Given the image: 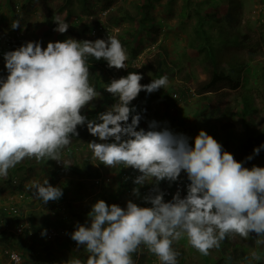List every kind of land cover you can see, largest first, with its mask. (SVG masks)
<instances>
[{
  "label": "clouds",
  "instance_id": "obj_1",
  "mask_svg": "<svg viewBox=\"0 0 264 264\" xmlns=\"http://www.w3.org/2000/svg\"><path fill=\"white\" fill-rule=\"evenodd\" d=\"M252 13L260 14L261 10ZM220 15L224 16L222 12ZM230 15L235 19L233 11ZM55 22V31L67 32L68 23L59 17ZM210 24L211 21L205 25L209 27ZM11 27L19 28V21H14ZM155 27L159 29L157 25ZM204 30L209 38L207 34L210 32ZM97 34L99 32H94V37ZM247 34H232L237 38V45L232 44L226 54L220 51L223 45L220 38L215 37L209 40L219 44H207L198 53L205 52L210 46L220 51L223 58L227 57L221 61L215 52L201 60L206 62L214 54L215 61H209L213 66L229 65V58L235 56L239 63L235 68H229V72H235L236 80H232L238 82V87L229 90L227 84L222 83L219 88L236 92L239 95L234 100L236 104L245 94L250 100V116L258 118L250 92L259 90V87L242 86V79H248L243 74L244 70L252 68L248 67L245 59L239 58L241 51L253 54L246 50L244 40H241ZM149 48L146 52L154 50V46ZM138 50L143 59L146 52ZM158 52L160 49L151 55ZM89 56L97 61H107L108 67L115 70L127 68V52L114 36L95 41L69 38L62 42H49L46 48L40 42H27L4 54L8 75L6 79L0 78V176H7L9 169L25 158L60 162L62 149L71 143L72 136L79 135L78 126L86 124L88 132L101 141L88 143L93 157L108 168L123 165L138 171L139 175L133 181L138 186L132 190L134 196L139 197L140 187L149 180L154 181L155 193L143 197L150 206H140L128 200L126 207H121L108 205L102 199L92 205L88 214L90 224H77L71 233V239L77 246H83L89 253L86 264H134L132 255L142 245L156 255L161 264H177L179 253L173 244L182 238H186L189 245L202 255H208L229 235L245 239L251 233L264 236V167H245L243 161H237L204 130L199 131L194 145H190L187 136L173 133L166 127L160 128L154 120L144 123L148 130L139 128L142 117L135 107H130L131 102L141 91L150 94L166 87V76L146 85L140 83L143 76L136 72L112 79L104 88L110 93L106 97L107 100L110 98L107 104H111L114 97L118 102L95 119H87L82 114L83 109L101 95L89 81L86 59ZM165 60L169 61L167 55ZM174 68L166 67V74ZM180 70L184 69L177 68L176 74ZM253 71L257 70L253 67ZM217 73L226 74L223 71ZM184 77L185 74L182 75ZM184 83L183 88L188 93L190 88L188 83ZM189 94L194 99L193 92ZM226 99L223 96L224 102ZM261 148L264 145L254 148L253 154L258 155ZM252 158L248 156L246 159ZM182 172L190 181L186 195L181 197L177 191L172 200L166 202L164 192L158 188L159 183L164 180L176 182ZM14 181L13 185L17 183ZM30 190H34L33 196L45 204L63 195L62 189L50 185L48 180L43 184L31 182ZM252 259L260 257L252 253ZM73 264H81V261L76 259Z\"/></svg>",
  "mask_w": 264,
  "mask_h": 264
},
{
  "label": "rangeland",
  "instance_id": "obj_2",
  "mask_svg": "<svg viewBox=\"0 0 264 264\" xmlns=\"http://www.w3.org/2000/svg\"><path fill=\"white\" fill-rule=\"evenodd\" d=\"M88 1L93 5L91 13H84L81 6L77 4L75 0H71L70 6L73 5L71 7L73 9V15L68 20V24L72 25V23L75 22L76 26L73 32H65V36L68 39L73 38L77 41H95L96 39L107 40L108 36H114L117 33L124 34L126 32H130L136 39L140 38V45H142L141 49H144V53L146 52V49L154 46V50L147 51L145 55L148 54L150 56L152 54L151 52L158 51L159 48L164 49V51L167 52L166 55L169 60L166 63V67H175L166 74L168 78L167 85L171 86L173 90H177L176 93L182 90L183 82L188 83L187 86L190 88L188 89L189 92L198 90L200 84L209 80L211 73H217L218 71H223L228 74L231 79L236 80L235 72H229V68H235L239 63L235 56H231L229 58V65H211L209 61L211 60L212 63L215 61L214 54L211 55L210 60H207L206 62L201 61L207 57L206 52H202L201 54L198 53L203 50L202 46L205 47L207 44L217 45L219 42L215 43L212 40H209V42L200 43V39L194 31L196 24V16L194 14L195 10H210L208 11V19L211 21V24L209 27L205 25L204 28L210 32V34H207L209 38L215 37L222 39L223 45L220 47V51L222 53L226 54L231 49V42L234 40V36L232 34L237 33L240 36L241 34L248 33L246 35L247 41L244 43V47H246V50H253V54L248 55L241 51L239 53V58L245 59V61L249 63L248 67L252 68L244 70L243 74L248 76V79H242L244 81L242 82V86L247 84L248 87H259V90L252 91L250 93L252 95V102L254 104L253 107L255 109L256 116L264 117V82L260 80H264V73L261 71V68L264 67V0H231L232 5L236 6L235 8L229 9V13L233 11L236 19V21L231 25L229 24V20H227V16L220 15L222 8L225 9L230 0H191L190 6L186 12L189 17L185 20L183 16L180 15L182 11V4L180 0H155L152 2L149 13L151 14L153 21H157L156 25L159 29L157 28V32L155 33L152 32V30H148V34L145 32L146 29L140 30L138 29L137 24L134 25L131 22L124 21V18H122L123 12L121 11V8L125 9L130 15H135L137 0ZM202 2L205 8L201 6ZM3 4H6V7L2 8ZM8 4L12 5L11 7H13V10L8 8ZM67 8L68 7L64 0H0V41L4 42L8 38L16 36L18 39L24 38L34 42H40L42 47H46L49 42L56 41L58 32L54 30L57 27L55 19L56 17H59L62 20ZM254 10L256 13H258V10H261V13H252ZM14 21H19V28L12 29L11 25ZM50 23H52V30L49 28ZM92 27L94 29L89 31ZM219 29H223L224 31H219ZM49 30H51L50 33ZM94 32H99V34L94 37ZM256 43H259L261 46H258ZM126 52L128 56L126 61L127 67H140V63L142 62L141 55L138 53L135 58H131L129 57L127 50ZM253 67L257 71H253ZM177 68L184 70H180V72L176 74ZM116 70L120 73L124 69ZM187 72L190 81H184L186 79L182 78V75ZM143 74L146 84H149L152 80L150 73L144 70ZM7 75L8 72L5 68V61L0 56V78L6 79ZM105 86L106 85H104V87H102V91H100V97L93 100L85 108L98 107L99 104L104 106V102L101 103L104 99L103 96L110 94L105 91ZM189 92L182 97L183 100L172 101L173 103H171L169 109H167V107L163 104H158L157 110L159 117L155 116L152 120H150H154L158 123V125L162 124L164 127L167 126L172 128L173 126H178L177 131H179V133L183 130L190 131V126L195 124V121L188 118L189 120H184L182 124L179 122V120L184 117V103H186V107L189 106L191 108H194V106L199 104L197 96L192 99L193 97H190ZM220 92H224L222 96L227 98V102H222L223 105H231L232 103L230 101L234 102L236 97L239 96L236 92L225 91V89H220L219 87L213 89L212 92H209L208 89L200 91L199 95H203L213 101L216 100L214 97ZM116 99L117 97H114L111 104H106L104 106L105 109L107 110L112 106V104L118 102ZM150 120H148V122ZM85 132L84 137H81L73 142L71 141L68 146L62 149L60 153V162L52 160L51 165L47 164L36 167L31 165L28 167L29 170L20 168H16L15 170V167H13L12 169L10 168L8 172L11 174H8L7 176H0V208L9 209L17 206L19 210H21L23 209L22 207L29 205V209H31L30 217H33L30 222L24 221L23 223L26 224L27 228L30 230H32L33 225H38L39 227V225L46 219H48L54 227L55 223L60 221L59 214L65 212L68 215V219L61 225V227H65L69 232L70 229L73 231L76 229V226H74L76 218L74 217V213L77 212L82 205L89 209L95 202H97V200L100 199L104 200L108 205L118 204L121 207H126L128 200H132L137 204L139 201L141 202L142 198L134 196L133 193L128 194L127 200H124L123 203H120L118 200H112L111 196L115 193L118 182V167L108 168L93 157L91 150L88 148V143L92 141H101H99L97 137L92 136L88 130ZM69 147L74 148L73 154L67 153V149ZM74 162L80 169L83 168L78 171L79 173H73L70 169L74 165ZM85 162L88 163L87 167L90 168V172L97 170V173L99 174L98 176H101L103 179L101 183L100 179L94 177L96 172L91 173L93 175L92 177L86 176V169L83 167ZM243 165L248 167L246 164ZM252 166L264 167V158H260L258 161L253 162ZM44 168H47V170L50 171H45L46 169ZM9 175L12 176V179H16V181L20 182L19 185L16 184L17 186L22 185V187L15 190L14 186L16 185H13L11 181V186H9L7 179ZM45 180H48L50 185L62 189V198L56 201H49L45 204L33 196L34 190H30L31 182L35 181L43 184ZM95 181H97L98 184H95ZM153 182L154 181L149 180L146 183L151 184ZM152 186L154 187V184ZM169 186L171 187V190L168 189L170 195L167 197L164 196L166 202L171 201L177 191L180 192L182 197L183 189L181 187L177 188L172 183H170ZM158 188H161L160 185H158ZM20 194H26V204L21 202L23 201L22 199H19L18 196ZM77 195H81V197L77 198ZM140 195L143 197L147 195H154L153 189L147 188L142 190L140 191ZM56 210L59 214L55 212ZM48 214H51V218L48 217ZM26 216V213L23 212L22 219H26ZM28 224L30 226H28ZM84 224H90L89 217L84 218ZM49 229H51V226ZM13 231L14 230H12V232ZM41 232H48V230L43 228ZM15 235L14 233L12 235L13 237L11 234L0 235V258L2 261H5L4 251L11 249L17 251L22 256L25 254L28 258L33 257V259L36 260L35 262L42 260L43 263H48L46 259L47 257L44 253L45 250H49V247L51 248V246L47 247L46 244H36L33 240L37 237L31 238L32 234H30L28 238H26L25 234L22 236H20L21 234ZM263 239L264 236L258 237L256 233H253V239L246 242V245L249 247L248 254L251 259L252 253H256V250L253 247L254 244L258 240L262 241ZM177 243L182 244L176 246ZM74 246L75 248L72 252H67L65 250L52 252L59 264H73V260L71 259L73 254H77L78 257L82 256V259L79 260L81 261V264H86L82 261L87 258L88 252L83 246H77L76 242ZM173 247L179 253V256L177 257V264H205L198 259L194 250L191 248L192 246L189 245L186 238H182L179 241L174 242ZM145 248L146 247L142 245L137 251L134 264H152V262H155L154 264H158V257L156 256L155 260L154 257L152 259L149 258V255H145ZM215 249L216 248L211 249V254H213L214 259L217 260L220 256L217 254L219 252H216ZM34 252H39L38 255L35 256L36 259L34 258ZM141 256H145V258L138 260ZM252 260L254 261L255 259ZM22 264H26L23 259ZM238 264L246 263L240 261Z\"/></svg>",
  "mask_w": 264,
  "mask_h": 264
},
{
  "label": "trees",
  "instance_id": "obj_3",
  "mask_svg": "<svg viewBox=\"0 0 264 264\" xmlns=\"http://www.w3.org/2000/svg\"><path fill=\"white\" fill-rule=\"evenodd\" d=\"M29 1V0H27ZM67 5V10L65 12L64 18L62 19L65 23H68V20L73 15V9L70 6L71 0H64ZM77 4L81 6V9L84 11V13H91V10L93 8V5L89 3L88 0H75ZM155 0H137L136 1V13L135 15H130L125 9L121 8V11L123 12L122 18H124V21L131 22L134 25L137 24L138 29H146L145 32L147 34L149 31L152 30V32H157V28L155 27L156 22L153 21L151 14L149 13V9H151L152 2ZM174 1V0H173ZM182 7H181V13L180 15L183 16L184 20L189 17L188 14H186L188 7L190 6L191 0H180ZM10 3V2H8ZM9 5V9L11 8L13 10V7H11V4ZM202 7H204L203 2L201 4ZM2 7H6V4ZM236 6L232 5L231 0L226 5L225 9L222 8L221 12L224 16H227V20H229V23H232L235 21V19L230 15L232 12L229 13V9L235 8ZM205 8V7H204ZM208 11H210L208 9ZM208 11L204 9V11H194V14L196 16V24H195V33L198 37L201 38L202 43L209 41V38L206 37L204 25L209 23L210 20L208 19L209 13ZM51 21V20H50ZM54 23V22H53ZM52 23H50V29ZM75 22L72 23V25H69L68 32H73L75 29ZM49 30V33L50 31ZM119 41L122 43L124 48L128 51V55L131 58H135L140 48V38L136 39L132 36L130 32H126L124 34L117 33L114 35ZM68 39L65 36V33L61 34L58 33L56 41H64ZM246 37L243 36L241 40L244 43H246ZM27 42H34L27 39H18L16 36H13L12 38L6 39L4 42L0 41V56L2 59H4V54L9 51H14L18 49L20 46L25 45ZM237 42V38H234L232 41L233 45ZM220 43L222 44L223 41L220 39ZM258 46H261L259 43H256ZM191 45V44H190ZM47 47V46H46ZM43 47V48H46ZM160 49V53H155L154 55H146L142 62L140 63V67L133 68V67H127L122 72H117L115 68H109L107 65V61L101 59L97 61L94 57H87V64L89 67V81L90 84L96 89V91L100 92L102 91V87L104 85H107L111 82L112 79H119L121 77H125L128 75L129 72H136L143 76V79L140 81L141 84H146V81L144 79L143 71L146 70L150 73V76L152 77V80L159 79L162 76H166V60L165 56L166 53L164 49ZM203 49V46H202ZM250 52H253V50H249ZM208 55L211 53L218 52L217 57L219 60L223 61L222 59H226L227 57L223 58V55L220 53V51L213 49L212 47L208 46L207 50L205 51ZM174 68V67H173ZM233 72V70H231ZM264 73V68L262 70ZM167 77V76H166ZM186 80H188V75L185 74L184 77ZM152 82V81H151ZM150 82V83H151ZM222 83H226L227 88L229 90H236L238 87V82H234L228 75L223 73H211V76L208 81L202 83L199 85L198 90L193 91L194 97L197 96V99L199 101V104L197 106H194V108L186 107V103H184V111H183V118L179 120L180 124L185 120L191 119L192 121H195V124H192L190 131H182L180 133L184 134L189 139V144L194 145V139L198 135L200 130H204L215 138L222 146L223 149L227 152H230L233 154L234 158L241 162L243 161L244 164L248 166V168L252 167V163L255 161H258L260 158H264V148L260 149V152L258 155L253 154L254 148L260 147L261 145H264V117L259 116L258 118H253L250 116L251 114V108H250V100L249 98L243 94L240 96L239 104H236L235 102L232 103V105H223V94L224 92H220L218 95L215 96L216 100L211 102L207 97H204L203 95H199L200 91H204L207 89L213 90ZM185 83L183 82V86ZM182 87V90L176 93L177 90H173L171 86L166 85V87L161 88L153 93H147L145 91H141L136 99H134L131 102L130 107H135L136 112H138L142 119L139 124V128H143L145 130H148V127L144 125V123L148 122V120H152L155 116H158V110L157 106L158 104H163L169 109L171 106L172 101L174 100H183L182 97L187 94V91ZM107 96H103L102 102H104V106L110 101V98H106ZM176 97V98H175ZM101 102V103H102ZM101 104L98 107H87L84 108L82 111V114L87 117V119L92 120L95 119L98 114L105 112V107ZM104 107V108H102ZM105 109V110H104ZM207 113V114H205ZM189 118V119H188ZM151 120L149 122H151ZM235 121V123H234ZM130 122V121H129ZM198 124V126H197ZM160 128H165L162 124H159ZM172 132H176V134H180L179 131H177V126H173L172 128L167 127ZM139 130V129H138ZM159 130V129H158ZM77 131L79 133L78 136H72L71 141H76L77 139L84 137L85 131H87V125L84 126H78ZM111 142V141H109ZM67 153L73 154L74 148H68ZM248 156H252L253 158L251 160H247L246 158ZM52 160H47V158L41 159L40 161H37L35 158H25L23 161L18 163L15 166L16 168L29 170V166L33 165V167L40 166V165H51ZM71 171L73 173H77L79 170H82L83 168H79L75 165V162L73 163ZM87 162L84 163L83 167L86 169V176L92 177L93 175L91 173L96 172L94 174V177L100 179V183L103 180L101 176H98L97 170L94 172H90V168L87 167ZM117 187L115 190V193L113 194L112 200H118L120 203H123L124 200H127L128 194L133 193L132 190L135 187H138L133 183L135 177L139 175L138 171L133 170L132 168H124L123 165H117ZM12 169V168H11ZM45 171H50L47 170ZM79 173V172H78ZM11 174V173H8ZM52 176V175H51ZM8 179V185L11 186L10 181L13 183L14 180L12 179V176L9 175ZM19 181H17V185H19ZM172 183L175 187H181L183 190V196L187 193V185L190 183V181L187 179L186 173H181L180 178L176 182H169L167 180L161 181L159 183L160 185V191L164 192V196H169L168 189L171 190V187L169 184ZM15 184V185H16ZM95 184H98V182H95ZM14 186V189H19L21 186ZM153 184L146 183L144 186L140 187L139 192L142 190H145L147 188L153 189ZM153 194H155L153 192ZM22 195V194H20ZM81 195H77V198H80ZM125 197V198H124ZM140 198H142V201H139L140 206H150L149 204L145 203L143 200V196L139 195ZM62 198V197H61ZM27 197L23 195V201L26 204ZM122 200V202H121ZM19 202V203H21ZM18 203V204H19ZM17 205V204H16ZM69 206V205H68ZM67 206V209H68ZM23 209L19 210L17 206H14L13 208L9 209H3L0 208V235H7L11 234V236L16 234V228L19 225H24V221L30 222L32 217L31 215V209H29L28 206L22 207ZM15 210L14 212L10 210ZM73 209V208H72ZM74 210V209H73ZM91 211V208H86L84 205H82L77 212L74 213L75 221L74 226H77V224H84V218L89 217L88 214ZM23 212L26 213V219H22ZM57 214L58 211H55ZM54 212V214H55ZM28 213V214H27ZM52 214V212H51ZM51 214H48V217L51 218ZM53 215V214H52ZM57 216V215H56ZM60 221H57L53 227V224L48 221V219L44 220L39 227L36 225H33L32 230L24 229L20 234L16 235H26V238H28L31 235V238H35L33 240L36 244L44 245L46 244L47 247H49V250H45V255L47 259V264H59V262L55 259V256L52 254L53 251L58 250H65L67 252H72L75 248V241L71 239V233L73 232L72 229L66 230L65 227H61L63 223H65L68 219V215L65 212H62V214H59ZM8 224H7V223ZM85 225V224H84ZM28 226H30L28 224ZM51 226V229H54L50 232L49 229ZM48 230V232H41L42 229ZM12 230H14L12 232ZM15 235V236H16ZM13 237V236H12ZM253 239V233L250 234L249 238L245 239L240 237L239 235H229L227 236L223 241L220 242L219 247H215L216 252L220 257L219 259L215 260L212 251H209L208 255H202L200 252H197V250L193 247H191L195 254L197 255L198 259L202 261V263L205 264H238L240 261L245 262L246 264H264V243H258L256 242L254 244V248L256 250V254L260 257V259H255L254 261L251 259V257L248 254V246L246 245V242L248 240ZM40 241V242H39ZM264 241V239L262 240ZM182 243H177L176 246H179ZM145 255H149V258H153L155 260L156 255L149 252L147 248H145ZM21 255V254H20ZM44 255V256H45ZM89 255V253H88ZM87 255V258H88ZM136 253H133L132 258L133 260L136 259ZM42 256V255H41ZM21 258L23 261L25 260L24 255H21ZM87 258L82 261L83 263L87 261ZM145 258V256H141L138 260ZM73 261L76 259H82V256L78 257L77 254H73L72 258ZM153 261V260H151ZM25 262V261H24ZM155 263V262H154ZM152 262V264H154ZM158 263V262H157ZM161 264V262L159 261ZM158 263V264H159ZM33 264H45L42 262V260H39V262H33Z\"/></svg>",
  "mask_w": 264,
  "mask_h": 264
},
{
  "label": "built area",
  "instance_id": "obj_4",
  "mask_svg": "<svg viewBox=\"0 0 264 264\" xmlns=\"http://www.w3.org/2000/svg\"><path fill=\"white\" fill-rule=\"evenodd\" d=\"M13 183H15V181H13ZM18 197H19V199H23V195H19ZM10 211L14 212L15 210L11 209ZM24 229H25V226L23 224L19 225L16 228V234H21L22 230H24ZM4 256L6 258L7 264H22L21 255L15 250H11V249L5 250Z\"/></svg>",
  "mask_w": 264,
  "mask_h": 264
},
{
  "label": "crops",
  "instance_id": "obj_5",
  "mask_svg": "<svg viewBox=\"0 0 264 264\" xmlns=\"http://www.w3.org/2000/svg\"><path fill=\"white\" fill-rule=\"evenodd\" d=\"M3 6H4V4H3ZM2 8H3V7H2ZM40 225H41V224H40ZM37 226H38V225H37ZM26 227H27V226H26ZM41 229H42V228H41ZM50 231H52V230H50ZM38 253H39V252H34V258H35L36 255H38ZM24 255H25V254H24ZM42 255H44V254H42ZM24 258H25L24 261H25L26 264H33V262L36 261V260L33 259V257H29V258H28L26 255L24 256ZM35 259H36V258H35ZM0 264H7V263H6V259H5V261H2V259L0 258Z\"/></svg>",
  "mask_w": 264,
  "mask_h": 264
}]
</instances>
